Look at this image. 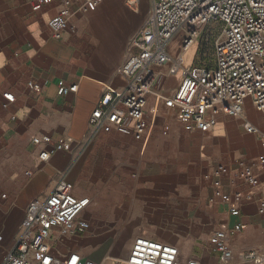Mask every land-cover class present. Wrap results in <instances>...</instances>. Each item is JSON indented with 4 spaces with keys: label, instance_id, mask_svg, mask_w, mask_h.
Segmentation results:
<instances>
[{
    "label": "crops",
    "instance_id": "crops-1",
    "mask_svg": "<svg viewBox=\"0 0 264 264\" xmlns=\"http://www.w3.org/2000/svg\"><path fill=\"white\" fill-rule=\"evenodd\" d=\"M31 1L0 0V264L15 245L29 203L46 198L61 177L75 198L89 199L78 217L89 228L61 239L59 255L74 252L84 261L125 264L133 242L146 238L177 248L182 262L220 264L209 239L237 223L244 229L227 240L236 261L242 253L264 249V214L257 213L264 193L258 166L264 116L246 101L240 116L214 115L208 132H185L163 102L175 93L181 75L170 76L162 66L155 69L140 141L129 120L91 135L88 121L102 85L123 88L118 70L133 52L130 41L147 17L148 0H138L137 13L126 0H101L96 7L83 0L82 7L72 8L61 39L51 36L47 23L64 0H50L37 12ZM170 43L174 56L178 51ZM195 53L184 56L185 67L193 65ZM28 82L40 90L27 89ZM74 84L77 93L57 95L60 85ZM244 122L260 133H246ZM35 138L51 142L36 146ZM59 141L62 150L47 162L38 160ZM245 167L252 168L256 186L240 177ZM234 193L242 197L238 216H230L222 200Z\"/></svg>",
    "mask_w": 264,
    "mask_h": 264
},
{
    "label": "built area",
    "instance_id": "built-area-1",
    "mask_svg": "<svg viewBox=\"0 0 264 264\" xmlns=\"http://www.w3.org/2000/svg\"><path fill=\"white\" fill-rule=\"evenodd\" d=\"M100 2L87 0L86 4L96 7ZM49 3L50 0H33L30 9L37 12ZM125 4L137 13L138 0H126ZM82 5L83 0L63 1L62 9L47 23L54 39L62 38L72 8L79 9ZM177 34H181V45L172 56L168 44ZM209 41H212V55L209 61H204V54L198 57L199 49ZM193 42L197 43L194 63L185 67L181 55ZM130 45L133 52L118 70L123 88L102 85L103 93L88 121L91 135L105 125L119 127L129 120L134 139L140 141L146 129L147 99L153 94L157 80L155 69L162 66L167 67L170 76L181 75L177 90L163 102L185 132H208L210 117L214 115L240 116L246 101L264 116V0H149L147 17ZM26 88L40 90L33 82H28ZM77 91L76 84L60 85L57 95ZM3 99L7 103L14 101L11 94H4ZM243 128L248 134L260 133L249 122H244ZM42 142L50 144L51 141L47 138L32 140L36 146ZM62 148L63 142L59 141L50 151H41L38 160L47 162ZM258 166L264 173V154ZM240 177L249 187L258 184L250 167L243 168ZM250 198L247 196V200ZM241 199L240 193L222 197L230 216L239 215L237 205ZM88 203L87 198H75L70 185L61 177L46 198L29 203L19 236L2 264H98L84 261L74 252L59 255L56 251L61 239L83 234L89 228L87 222L78 218ZM257 213L264 214V193L258 200ZM243 229L244 226L237 223L211 235L209 244L220 264H264V249L251 250L239 255L237 261L234 259L227 240ZM124 263L199 264L193 259L182 262L177 248L146 238L133 242Z\"/></svg>",
    "mask_w": 264,
    "mask_h": 264
},
{
    "label": "rangeland",
    "instance_id": "rangeland-1",
    "mask_svg": "<svg viewBox=\"0 0 264 264\" xmlns=\"http://www.w3.org/2000/svg\"><path fill=\"white\" fill-rule=\"evenodd\" d=\"M148 7H149V0H148V4L146 6L145 11H147L149 9ZM180 45H181V34H177L172 39L171 47L172 48H176V51H178V49L180 48ZM196 50H197V43L191 48V51H189V53L190 54L193 53V55H194V52H196ZM201 54L205 55L204 61H209L210 60L211 55H212V41H209L208 43L202 44L200 46L198 57H200ZM176 81H177V78H172L171 81H170V84H175Z\"/></svg>",
    "mask_w": 264,
    "mask_h": 264
},
{
    "label": "bare ground",
    "instance_id": "bare-ground-1",
    "mask_svg": "<svg viewBox=\"0 0 264 264\" xmlns=\"http://www.w3.org/2000/svg\"><path fill=\"white\" fill-rule=\"evenodd\" d=\"M172 42V41H171ZM171 44V43H170ZM196 44V42H193L187 49L185 52L182 53L181 55V58H182V61H184V56L189 52V50ZM169 46V44H168ZM184 65V64H183Z\"/></svg>",
    "mask_w": 264,
    "mask_h": 264
},
{
    "label": "snow or ice",
    "instance_id": "snow-or-ice-1",
    "mask_svg": "<svg viewBox=\"0 0 264 264\" xmlns=\"http://www.w3.org/2000/svg\"><path fill=\"white\" fill-rule=\"evenodd\" d=\"M9 99H11V97H9Z\"/></svg>",
    "mask_w": 264,
    "mask_h": 264
}]
</instances>
